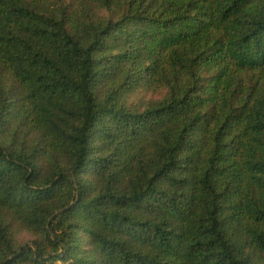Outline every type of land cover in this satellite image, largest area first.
Wrapping results in <instances>:
<instances>
[{"label":"trees","instance_id":"obj_1","mask_svg":"<svg viewBox=\"0 0 264 264\" xmlns=\"http://www.w3.org/2000/svg\"><path fill=\"white\" fill-rule=\"evenodd\" d=\"M0 264H264V0H0Z\"/></svg>","mask_w":264,"mask_h":264},{"label":"rangeland","instance_id":"obj_2","mask_svg":"<svg viewBox=\"0 0 264 264\" xmlns=\"http://www.w3.org/2000/svg\"><path fill=\"white\" fill-rule=\"evenodd\" d=\"M25 235H27L28 237H30L28 234H25Z\"/></svg>","mask_w":264,"mask_h":264}]
</instances>
